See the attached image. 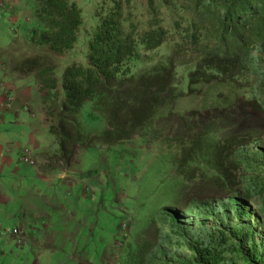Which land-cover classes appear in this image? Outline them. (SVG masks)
I'll use <instances>...</instances> for the list:
<instances>
[{
  "label": "trees",
  "instance_id": "obj_1",
  "mask_svg": "<svg viewBox=\"0 0 264 264\" xmlns=\"http://www.w3.org/2000/svg\"><path fill=\"white\" fill-rule=\"evenodd\" d=\"M144 1V12L138 15L132 0H111L98 13L86 62L68 63L60 71L59 57L73 51L80 39L81 7L73 0H33L36 26L29 31V44L46 51L20 59L7 53L5 64L11 73L33 77L37 84L49 133L55 137L53 148L41 153L43 172L69 169L78 153L94 146L110 148L147 132L158 138V126L172 114L167 109L204 89L215 93V112L219 103L232 106L230 96L223 95L229 87L234 100L243 98L264 117V0ZM166 43H171L170 55L149 69L133 71ZM86 104L91 116L103 119L100 131L81 124ZM261 126L225 135L186 126L185 136L163 141L179 148L176 175L214 193L207 199L193 196L188 210L207 217L211 209L225 221L254 214V227L264 231V123ZM233 231L239 243L254 239V230L235 226ZM260 242V252L251 246L248 264H264V238ZM149 243L137 244L127 256L128 264H221L225 247L221 239L206 245L190 240L173 224L150 253ZM171 245L186 247L195 256L170 260L163 250Z\"/></svg>",
  "mask_w": 264,
  "mask_h": 264
},
{
  "label": "rangeland",
  "instance_id": "obj_2",
  "mask_svg": "<svg viewBox=\"0 0 264 264\" xmlns=\"http://www.w3.org/2000/svg\"><path fill=\"white\" fill-rule=\"evenodd\" d=\"M73 1L81 7L83 24L79 42L74 50L59 57L60 71L68 63L86 62L87 43L98 21V13L111 4V0ZM132 2L135 5V14L139 15L144 12V0H132ZM165 23H169L168 19H165ZM28 34L22 37L19 44L11 47L10 56L20 59L34 52L46 51V48L30 45ZM170 46L171 43H166L147 57L145 56V59L137 63L133 71L138 73L149 69L157 61L170 55ZM182 72L183 69L180 70V74L186 77ZM25 78L34 80L33 77ZM184 80L183 89L186 92L188 80ZM223 95L224 98L230 96L233 106L230 109L219 103L220 109H216L215 112L213 110L217 106L213 101L215 93H206L204 89L199 93L179 99L167 109L171 110L172 114L158 126L157 134L160 135L158 138H153L150 132H147L131 142L119 143L110 148L94 146L75 156L74 164L70 167L72 171L68 176L74 177L77 184L64 186V184L55 183V186L60 187L61 192H65L66 195L70 193L67 199L63 200L64 202L71 201L72 204L74 201L72 198H74L81 199L83 203L90 206L95 203L96 211L102 207L101 214L98 216L101 227L95 228L89 240L84 242L83 247L76 249V257L84 250L83 255L80 256L85 257L88 254L90 257H95L94 261H96L97 254L108 248L103 264H128L127 256L135 250L137 244L149 241L147 252L150 253L155 250L154 247H157L164 233L170 230L171 224L177 225L185 236L200 244L206 245L213 240L221 239L225 246L221 264H248L247 254L251 256L254 253L251 246H255L258 252L262 250L260 241L264 238V231L262 228L254 227L257 222L254 214L251 218H244L241 221L236 219L225 221L221 217L222 214L215 213L211 209L209 212L213 213L207 217H202L199 212L187 209V201L193 196L207 199L213 197L214 193L198 181L188 183L177 176L174 164L179 157V148L177 145H168L163 142L166 138L185 136L188 133V130L185 132L186 126L187 128L218 130L220 135L247 128L262 130L261 124L264 123L262 113L255 112L251 105L243 101V98L240 101L234 100V92L229 91V87L225 89ZM80 121L85 128L95 131H100L104 125L101 117L91 116L89 104L83 107ZM51 139L49 149L53 148L55 137L51 135ZM94 178H101L103 188L92 189ZM85 182L87 183L83 192L91 197L90 201L81 194ZM25 183L18 190V194L21 195L17 199L18 203L30 197V192L28 193L27 190H32L34 185L38 190L43 189L41 191L43 195L47 191L56 192L55 186L48 190L46 187L43 188L39 181L30 179L27 184ZM17 223L16 219L1 222L0 244L6 246L10 239H13L10 233ZM235 226H241L244 231L254 230V239L250 242L245 240L239 243L233 231ZM21 229L26 235L24 229L28 228ZM219 233L225 238H221ZM44 235L48 238L49 232L46 231ZM43 244L36 250L29 246L25 252L21 247L10 249V253L2 257L3 264H34L35 262L61 264L65 257L64 254L58 252L54 261H50L47 254L49 249ZM163 252L170 260L175 261L191 259L195 256L186 247L176 245L165 247Z\"/></svg>",
  "mask_w": 264,
  "mask_h": 264
},
{
  "label": "crops",
  "instance_id": "obj_3",
  "mask_svg": "<svg viewBox=\"0 0 264 264\" xmlns=\"http://www.w3.org/2000/svg\"><path fill=\"white\" fill-rule=\"evenodd\" d=\"M7 4L5 8L0 6V224L4 220L16 219L18 223L15 227L28 229H24L23 246L16 245L13 239L6 246L0 244V264L4 263L2 257L10 253V249L21 247L25 252L27 247L36 250L43 243L49 249L50 261H54L55 255L60 252L65 256L61 264H103L108 248L97 254L96 261L88 254L80 256L84 250L78 257L75 253L89 240L95 228L101 227L98 216L102 207L96 211L95 203L90 206L74 198L72 204L71 201H63L70 193L61 192L55 183L76 185V179L68 176L72 171L70 168L49 172L39 168L41 153L49 151L52 142L41 96L33 79L16 76L5 64L11 47L19 44L22 37L36 26L34 3L33 0H7ZM23 148H29L33 163L21 160ZM30 179L39 181L48 190L55 186L56 192L47 191L43 195V189L38 190L34 185L32 190H27L30 197L19 204L17 199L21 195L18 190ZM86 183L81 194L90 201L91 197L83 192ZM93 183L92 189L103 188L101 178H94ZM46 231L49 232L48 238L44 235Z\"/></svg>",
  "mask_w": 264,
  "mask_h": 264
},
{
  "label": "built area",
  "instance_id": "obj_4",
  "mask_svg": "<svg viewBox=\"0 0 264 264\" xmlns=\"http://www.w3.org/2000/svg\"><path fill=\"white\" fill-rule=\"evenodd\" d=\"M0 6L5 8L8 7L7 4V0H0ZM21 160L24 163H28L31 164V162L33 163V161L30 158V150L29 148H23L22 149V156H21ZM10 235L13 237L14 242L18 245V246H22L25 242V234L23 232V230L19 227H14L11 230Z\"/></svg>",
  "mask_w": 264,
  "mask_h": 264
}]
</instances>
